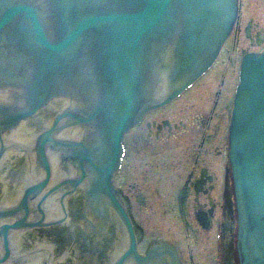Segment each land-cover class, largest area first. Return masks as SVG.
I'll return each instance as SVG.
<instances>
[{"label":"water","instance_id":"95a60500","mask_svg":"<svg viewBox=\"0 0 264 264\" xmlns=\"http://www.w3.org/2000/svg\"><path fill=\"white\" fill-rule=\"evenodd\" d=\"M237 13L238 0H0V164L25 182L0 208L5 260L52 259L7 252V237L66 218L83 186L101 225L112 203L133 232L111 183L124 136L213 68ZM241 70L229 130L239 250L242 264H264V51Z\"/></svg>","mask_w":264,"mask_h":264},{"label":"rangeland","instance_id":"374dc122","mask_svg":"<svg viewBox=\"0 0 264 264\" xmlns=\"http://www.w3.org/2000/svg\"><path fill=\"white\" fill-rule=\"evenodd\" d=\"M241 5L238 16L241 13L239 24L242 27L247 24L250 17L253 18V22H258L264 27V0H241ZM233 35L235 34H232L231 39L233 40L230 43L232 47L234 46V39L237 38L250 52L264 49V42L251 45L243 33L238 32L236 37ZM239 55L240 50L237 56ZM240 60L239 63L232 64V67L226 70L231 59L222 57L207 72L208 74L205 73L206 76L196 82L193 88L181 96L179 95L182 92L176 95L177 101L171 104L168 101L158 107H152L143 116L142 122H138L127 134L124 142L127 151L124 156L125 159H121L120 167H122L121 169L119 167L114 176L118 189H120L119 192L122 188L129 197L131 207H126L125 211L130 213L135 232L136 230L141 231V229L145 231L142 238L139 237V233H136L137 245L135 248H138L139 252H144L154 243L165 240L179 247L185 264L237 263L235 256H231L234 249L233 245L235 246L234 228L236 221L234 218L219 216L216 219L217 223L226 222L228 224L224 238L219 237L220 228L217 225L215 226L216 229L214 227L212 230L204 232L192 218L194 210L189 198L187 208L190 213V233L187 234L182 221L178 218L176 197L178 189L184 184L189 171L194 167L195 155L201 153L200 151L203 154L201 159L206 157L202 160L203 163L210 167L208 160H214L216 162L215 171L220 175V162L215 157L214 147L222 142L227 128L228 110L239 82V76L237 79L236 77L240 73ZM218 91H221L220 107L212 114V106ZM143 119L145 120L143 121ZM162 121L169 122L170 125H161L160 127L171 126L172 133L169 136L172 137H164L155 141L156 143L141 137V135L153 130V135L147 137L156 140L154 135L158 132L156 129ZM166 130L163 128L161 137L167 135ZM204 136L207 139L206 145L200 149L199 143ZM212 169L214 168L212 167ZM216 176L218 177V175ZM88 187L83 186L81 194L67 196V217L65 220H56L55 223L46 225L48 231L45 237L36 238L26 234L28 230L22 231L23 237L17 236L19 245L14 247L12 252L24 251L20 243L22 240L26 246H31V248L27 247V250L44 248L46 243L54 248L53 252L56 251L58 264H65L73 258V255L77 254L75 249H79V246H85L94 256L99 255L103 264H114V261L128 247L127 239L124 237L126 224L120 215L114 219L111 217L112 220L107 219V228H101L98 231V233L101 232L98 244H93L91 239L87 240V238L78 242V238L81 237L80 230L86 228V223L89 224V217L96 228L101 225L99 223L100 215H93L90 206L86 204ZM139 191L147 196L145 206L140 207V203L137 201L136 197ZM215 192H217L215 199L219 201L218 188ZM120 195L125 207L126 203H124L122 192ZM50 236L52 240H50ZM140 238L141 240H139ZM34 239L35 241H33ZM223 242L224 244L228 243L226 245L227 256L225 248L223 249ZM71 248L75 249L72 250ZM21 257L23 256L18 258ZM25 257L32 261L42 260L47 264L49 261V257Z\"/></svg>","mask_w":264,"mask_h":264},{"label":"flooded vegetation","instance_id":"af4514ba","mask_svg":"<svg viewBox=\"0 0 264 264\" xmlns=\"http://www.w3.org/2000/svg\"><path fill=\"white\" fill-rule=\"evenodd\" d=\"M253 23L255 25H258V22H253ZM254 29L255 28L251 29L250 31L252 32ZM247 30H248L247 24H244L243 27L239 24L238 28L234 32H232L230 36H232L233 33L235 35H238V32H240V33L245 34V37H246ZM260 32H261V36H260ZM260 39L262 40L261 42H260ZM236 40H238V39H236ZM262 42H264V27H263V25L260 26L259 31H257V33L254 35V37L251 40H249V43L251 45L262 44ZM204 76H206V75L204 74L201 77H199L192 85H190L179 96H181L184 92L188 91L190 88H193L195 86L196 82L199 79L201 80ZM236 88H237V86H236ZM235 92H236V89H235ZM220 94H221V91H218L217 92V98L214 101L213 106H212V114H214V112L216 110H218L220 107V99H221ZM234 97H235V94H233L232 103H231V106L228 110V124H227V128H226V131L224 134V138H223L221 143L219 142L214 147L215 157L220 162V164H219L220 175L217 174L215 171L216 162L214 160H212V159L208 160V162L210 163V167L207 164L203 163L202 160L205 159L206 157L201 159L203 154H202V151H200L201 153H199V154L197 153L194 157V167L189 171V173H188V175L184 181V184L178 189V192H177V214H178V218L180 219V221H182L184 229H185L187 234L190 233V226H189L190 225V223H189L190 213H189L188 208H187V205H188L187 202H188L189 198H190V204L192 205L193 210H194L192 218L194 219L195 222H197L200 225L201 229L204 232L212 230L217 225V227L220 228L219 237H221V238L225 237V235L227 233V229H228V224H226V222H222V225L224 224V227H222L221 223H217V221L215 219L216 214L219 216H222L224 218L225 217L229 218V216H231L236 221L237 212H236L235 198L233 196V191L229 190V184H230V178H229V172H230L229 124L230 123H229V121H230L231 113H232V109H233ZM177 99H178V97H176L174 100H172V102H170V104L177 101ZM147 115H146V117H147ZM144 120L145 119H143V121ZM140 122H142V120ZM154 124H156V123H154ZM161 125H170V124L168 121H162V123L156 129L158 132L154 135L156 140H152V139H149L147 137V136L153 135V130H152V132L146 133L145 135H141V137H143V138H145L151 142L161 140L164 137H172V136H169L172 133L171 126L161 128L160 127ZM163 128L167 129L166 130L167 135L161 137V131L163 130ZM127 134H126V136H127ZM125 139H126V137H125ZM125 139H124V142H125ZM206 141H207V139L204 136L203 139L199 143L200 149H202L206 145ZM124 142H123V144H124ZM126 152L127 151H126V147L124 144V155L122 158H124ZM6 158H8V157H6ZM124 159H123V163H124ZM4 161H5V159L0 164V208H3L4 207L3 203L9 202L12 198L17 199V195L20 194V193H16L17 190L21 187L22 184H25V182L18 184V185H15L16 183H12V184L10 183V179H11L10 178V174H11L10 171L15 170V169L11 165L6 166V164H4L5 163ZM121 167H120V169H121ZM212 167L214 169H212ZM203 172H204V174H203ZM8 175H9V177H8ZM203 175H204V178H202ZM216 175H218V177ZM58 177H61V176L58 175ZM196 180L201 181V183L198 184L199 188L196 186L197 184H195ZM114 184L116 185V181H114ZM216 188H218V196L220 194L219 201H216V199H215V194H217V192H215ZM120 192H122V195L124 196V198H123L125 201L124 203H126L127 207L130 208L131 206L129 203V197L127 196V194H125V192L122 188H121ZM221 193H222V197H221ZM13 194H14V196L11 197V195H13ZM125 197H126V199H125ZM86 198H87V196H86ZM136 198H137L138 203H140V207L146 205L147 196L142 194V191H139ZM180 198H181V202H180ZM179 203L182 204V209H180ZM86 204H87V202H86ZM131 205H132V202H131ZM132 208H133V206H132ZM132 208H131V212H132ZM210 209H213L212 214L209 213ZM216 210H217V212H216ZM202 211H204L206 213V215L209 217V220H208V218H206L207 220H203V219H201V221L199 220L198 214L201 213ZM89 220L90 221H89L88 225H93V221L90 219V217H89ZM85 225H86V228H83L80 230V236L83 238H81V237L78 238V242H81L82 239L87 238V240L91 239L93 244H98L99 237L101 236V232L98 233V231H100V230L97 228L87 227L88 226L87 223ZM236 225H237V223H236ZM78 226H80V225H78ZM80 228H82V227H80ZM37 229L39 230L38 234H35L34 231H32L31 233H26V234L32 235L36 238L37 237L40 238L41 236L45 237L47 235V231H48L47 227H44V228L41 227V228H37ZM215 229H216V227H215ZM141 231L136 230V233H139V237L142 238L143 233H145V231H143L142 229H141ZM235 237L236 236H235V231H234V238ZM51 238L52 237L50 236V240H52ZM141 238L139 240H141ZM33 241H35V239ZM20 243H21V246L24 248V251L27 250L26 249L27 247L31 248V246H26V244H24L23 240ZM227 244H228L227 242H226V244H224V242H223V249L225 248L226 256H227V246H226ZM99 246L102 247V245H99ZM139 246H140V244H139ZM79 247H80L79 249L71 248L72 250H74V249L77 250V254L73 255V258L65 264H96L92 260H89V257L91 258L92 255H88V257H87V253H90L91 251L89 249H86L85 246H83V247L79 246ZM140 248H141V246H140ZM233 248L234 249H233L231 256L232 255L236 256V250H235L236 249V243H235V246L233 245ZM4 249H5V247H4ZM148 249L149 248H147L146 251H144V252H147ZM53 250H54V248H53ZM5 251H3L4 252L3 255L0 252V264H7V262H8L7 260L4 259V255L6 254ZM11 252H12V250H11ZM43 252L46 253L45 250ZM144 252H141V254H143ZM12 255L13 254L11 253V255L9 257H12ZM46 256H47V254H46ZM55 258H56V251L52 253V259H49L48 264H55V260H53ZM83 258H84V260H83ZM12 259H13V257L9 260V262L10 261L12 262V263L10 262V264H47V262H43L42 260L32 261L31 259L26 258L25 255L21 258H18V257L14 258V259H16L14 261H12ZM52 260H53V263L51 262ZM98 260H99V264H103L101 262V259L99 256H98ZM81 261L83 263H81ZM132 261H130V262H132ZM126 263H129V262L127 261ZM126 263H124V264H126Z\"/></svg>","mask_w":264,"mask_h":264},{"label":"bare ground","instance_id":"6f19581e","mask_svg":"<svg viewBox=\"0 0 264 264\" xmlns=\"http://www.w3.org/2000/svg\"><path fill=\"white\" fill-rule=\"evenodd\" d=\"M239 9L241 11V0H238V11H239ZM240 21H241V13H240L239 16H238V13H237V16H236V18L234 20L233 26H232V28L230 30V34L232 32H234L238 28ZM260 26L261 25H259V24L255 25L253 23V18L250 17L247 20V29H248L247 30V35L245 37V34H243L244 37L248 41L251 40L254 37V35L257 33V31H259ZM253 28H255V29L251 32L250 30L253 29ZM233 36L236 37L237 35H233ZM260 36H261V32H260ZM236 39H234L235 42H234V46L233 47L230 45L231 41L233 40V39H231V36H229V37H227V39H225V41H224V43L222 45V48H221V50H220V52L218 54V59L215 61L214 64H216V62H218L222 57H225L226 59H231V63L226 66L227 67L226 70H228L229 68L232 67V64L235 65V64L239 63V60L241 59L240 60V66H241V69H242L243 68V63H244V56L252 55L254 53L257 54V53H261V52L264 51V50H259V51H251L250 52L247 49V47H245V45L241 41L236 40ZM239 50H240V55L237 56ZM210 69H212V68L208 67L206 69V72H204L202 75L207 73ZM238 76H239L238 86L240 87L241 83H242V80L240 79V78H242V70L240 71V73L237 74L236 79L238 78ZM192 81H193L192 83L195 82V80H192ZM171 99H169V100H171ZM169 100H167V101H169ZM170 102H172V101H170ZM150 108H152V107H150ZM229 123L231 124V119H230ZM125 137H126V134L124 136V139H125ZM124 139L122 141V147H123ZM229 152H230V156H229V158H230V172H229L230 184H229V190L233 191V196H234L235 200H237V198L240 196V194H239V187H238L236 164H235V162H233L231 160V155L233 153V146L231 144H230ZM121 159H122V157H121ZM118 169H119V167L117 168V170L114 171V174H115V172L118 171ZM203 174H204V172H203ZM235 177H236V180H235ZM202 178H204V175L202 176ZM200 183H201L200 180H196L195 181V184H197L196 185L197 187H198V184H200ZM88 189L90 191V186L88 187ZM236 195H237V198H236ZM88 196H89V192H88V195H87V198H86V202L89 205H91L93 197L88 199ZM176 201H177V197H176ZM180 202H181V198H180ZM110 204H112V203H109V210H108L109 218H108V220H110V219L112 220V218L114 219V218H116V216L118 217V215H120L119 213H117L116 209L114 208V205H110ZM235 205H236V208H237V206L240 205V202L236 201ZM88 207L89 206H87V209H89ZM92 207L93 206H90L91 212L93 213V215L98 216L99 214H96V210H93ZM126 207H127V205L124 208H126ZM179 207H180V209H182V204L181 203H179ZM212 210L213 209L209 210L210 214H212ZM216 212H217V210H216ZM126 214H127V217L129 219V221L132 224L133 230H131V231H133V232H130V230H129L127 225L124 227L125 233H126V235L124 234V237H126V239H127L126 241H127V246L128 247L121 254V256L118 257L115 260L114 264H124V263H126L127 261H130V260L131 261L133 260V261L129 262V263H126V264H183L181 262L183 260H182V255H181V251H180L179 247L174 245V244H172L171 242H167V241L154 243L148 249L147 252H144L143 254H141V252H139L138 248L137 249L135 248V245H137L136 242H134V236H135V239H136V232H135L133 223L131 221L132 218H131L129 212L126 211ZM218 217H219V215L216 214L215 215V219H217ZM198 218H199L200 221H201V219L207 220L206 218H208V220H209V217L206 215V213L204 211H202L201 213L198 214ZM65 219L66 218H61V219H57V221H62V220H65ZM100 219H101V216H100ZM55 222H56V220H52V221H48V222H44V223L35 224V225H33L31 227H28V228H26L24 230H28L26 233H31L32 231H34L35 234H38L39 230L37 228H41V227L44 228V227H46V225H49V224H52V223H55ZM117 222H119V221L117 220ZM123 222H124V220H123ZM241 222H242V220L238 219V217L236 216L237 225L234 228L235 231H236L235 232L236 237H235L234 241L237 244L236 252H238V254L235 256V261H237V263L235 262L236 264H242L241 254H240V250H239L240 237H238V231L240 229ZM221 225H222V222H221ZM87 227L96 228L95 224L88 225ZM222 227H223V225H222ZM101 228H105V227L100 225V227H98L97 229L100 230ZM241 229H242V224H241ZM24 230H22V231H24ZM22 231L17 232L15 234L7 237V250H8L7 252H11V249L13 251L14 247H17L19 245L18 240H17V236L22 238L23 237V234H21ZM37 249H42V248H37ZM44 249H46V250H48V251L53 253L52 246H49L46 243H45ZM90 253H87V257H88V255H92L91 258L89 257V260H92L94 263L99 264V260H98V256L99 255L94 256L92 253L91 254ZM49 259H50V257H49ZM83 260H84V258H83ZM244 262H245V257H244V253H243V263ZM81 263H83V262L81 261Z\"/></svg>","mask_w":264,"mask_h":264}]
</instances>
